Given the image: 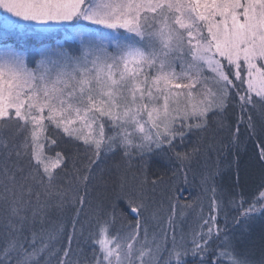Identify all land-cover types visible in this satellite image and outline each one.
Returning <instances> with one entry per match:
<instances>
[{"label": "snow or ice", "instance_id": "1", "mask_svg": "<svg viewBox=\"0 0 264 264\" xmlns=\"http://www.w3.org/2000/svg\"><path fill=\"white\" fill-rule=\"evenodd\" d=\"M242 134L264 0H0V264H264Z\"/></svg>", "mask_w": 264, "mask_h": 264}, {"label": "trees", "instance_id": "2", "mask_svg": "<svg viewBox=\"0 0 264 264\" xmlns=\"http://www.w3.org/2000/svg\"><path fill=\"white\" fill-rule=\"evenodd\" d=\"M259 123H260L259 126L261 127V122L259 121ZM260 127H258V129ZM244 136L245 135L242 134V137H241L242 143L244 144L245 149H246V153L244 155L243 161L247 159L248 165H247V163H246V165L248 166V170L246 171V173L242 172V169H240V170H241V174L245 177V180H244V183H243V187H244L245 194L248 195V196H250L251 193H253V192L256 191V189L258 188V186L260 184V181H261L262 172H260L259 175H258V177H257V179H259L258 182L256 184H254L253 188L251 187V189H248L249 186H250V184H251V182L253 180H255V175L257 174L256 173V170L257 169H255V167L252 168L253 171L250 169V167L253 166V164H255L256 167H258L257 166V162H256V157L258 155V151L259 150L256 147V144L259 143L260 140H264V135H261L259 137V140H251V141H248V139L245 140L244 139ZM251 163H252V165H251ZM258 169L260 171H262L261 168H258ZM152 170L155 171L154 169H152ZM230 218H231V214H229V219ZM261 224L262 225L264 224L263 221L261 222ZM261 224H258L255 228L254 227L249 228V229L247 228V233L250 232V236H249L248 243L251 244V242H252L253 245H254V243L257 242L256 240H260L261 241L260 244L263 247V250H261V251L252 250L251 249L252 253H254V256H256L257 259L260 257L262 251H264V235H262L264 232L261 234L260 231H259L260 229H263L264 230V226H262Z\"/></svg>", "mask_w": 264, "mask_h": 264}, {"label": "rangeland", "instance_id": "3", "mask_svg": "<svg viewBox=\"0 0 264 264\" xmlns=\"http://www.w3.org/2000/svg\"><path fill=\"white\" fill-rule=\"evenodd\" d=\"M257 118H258V117H257ZM259 121H260V120H259V118H258V119H257V127H260V126H259V124H260ZM244 139H245V140L247 139L246 135L244 136ZM248 141H249V140H248ZM245 153H246V149H245V146H244L243 149H242L241 152H240V156H239V160H238L239 167H240V169H242V172H244V173H246V171L248 170L247 159L243 161ZM247 158H248V157H247ZM246 163H247V165H246ZM109 164H111V161H109ZM155 165H156V166H155ZM243 165H244V166H243ZM251 165H252V163H251ZM154 166H155V167H154ZM242 166H243V167H242ZM257 166H258V167H256L255 164H253V166L250 167L251 170H252L253 167H255V169H257V170H256V173H257V174L255 175V180H253V181L251 182V184H250V186H249L248 189H251V187L253 188L254 184H256V183L258 182V180H259V179H257V177H258L259 173L262 172V171H260V170L258 169V168H260L258 164H257ZM152 167H153L152 169L157 170V163H153ZM249 171H250V170H249ZM252 171H253V170H252ZM253 179H254V178H253ZM256 179H257V180H256ZM228 212H229V214H231V216L236 214L234 209H228ZM190 219H191V218H190ZM230 220H231V218H230ZM262 221H263V223H264V218L257 216L256 220L253 221L251 224H249V226H247V227H248V229H249V228H252V227L255 228L258 224H261ZM223 223H224V221H223V218H222V219H221V224H223ZM261 225H262V224H261ZM229 226L231 227V224H230ZM262 226H264V224H263ZM259 231H260L261 234L264 232L263 229H260ZM237 234H240V233L238 232ZM262 235H264V233H263ZM243 236H244L245 240L248 242V241H249L250 232L247 233V229H246V230L243 232ZM256 241H257V242H255L254 245H253L252 242H251V244L248 243L249 246H250V249H252V250H257V251H261V250H263V247H262L261 244H260L261 241H260V240H256ZM253 254H254V253H253ZM255 257H256V256H255Z\"/></svg>", "mask_w": 264, "mask_h": 264}, {"label": "bare ground", "instance_id": "4", "mask_svg": "<svg viewBox=\"0 0 264 264\" xmlns=\"http://www.w3.org/2000/svg\"><path fill=\"white\" fill-rule=\"evenodd\" d=\"M249 226V225H248ZM248 228V227H247Z\"/></svg>", "mask_w": 264, "mask_h": 264}]
</instances>
